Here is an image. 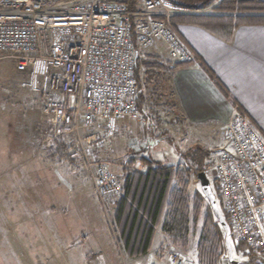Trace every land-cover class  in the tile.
Segmentation results:
<instances>
[{
  "label": "built area",
  "instance_id": "obj_1",
  "mask_svg": "<svg viewBox=\"0 0 264 264\" xmlns=\"http://www.w3.org/2000/svg\"><path fill=\"white\" fill-rule=\"evenodd\" d=\"M189 12L168 0H139L134 11L123 0H0V62H12L27 76V88L45 98L39 122L44 149L60 135H72L70 158L92 173L100 204L122 193L109 164L94 151L117 135L121 119L139 117L137 48L160 42L174 63H194L196 54L173 22ZM224 141L212 172L230 240L264 261V137L238 104ZM145 170L138 161L136 171ZM170 258L183 264L174 253Z\"/></svg>",
  "mask_w": 264,
  "mask_h": 264
},
{
  "label": "rangeland",
  "instance_id": "obj_2",
  "mask_svg": "<svg viewBox=\"0 0 264 264\" xmlns=\"http://www.w3.org/2000/svg\"><path fill=\"white\" fill-rule=\"evenodd\" d=\"M211 9L185 14H210ZM148 50L139 53L145 55ZM146 69L142 68L139 75L145 100L143 113L138 110L137 120L119 122H126V127H119L113 139L94 151L97 159L109 164L122 187L124 172H137V162H143L142 158L176 166L181 159L178 151L184 148L178 137L180 125L174 122L175 117L160 94L156 75L162 71L157 67ZM150 70L154 76L147 80L145 71ZM26 80L27 76L16 72L12 62H0V264H171L172 253L183 264H199L197 234L192 235L185 248H173L164 240L152 256L129 258L124 254L114 221L116 202L122 193L100 204L92 173L83 163H59L46 158L47 150L39 137L45 98L31 92ZM64 138L70 145L72 135ZM148 139L157 141V145H149L152 143ZM219 142L223 144L213 149L205 161L214 195L212 166L225 147L224 134ZM195 174L189 170V195L199 193L205 211L209 204L199 182H194ZM216 202L219 211L223 210L220 198ZM231 248L234 261L254 264L236 244L231 243ZM219 264H229L226 252Z\"/></svg>",
  "mask_w": 264,
  "mask_h": 264
},
{
  "label": "trees",
  "instance_id": "obj_3",
  "mask_svg": "<svg viewBox=\"0 0 264 264\" xmlns=\"http://www.w3.org/2000/svg\"><path fill=\"white\" fill-rule=\"evenodd\" d=\"M175 6L188 11L211 8L210 14L176 15L173 22H180L202 27L214 36L230 40L235 30L241 26H264V0H168ZM127 9L134 11L139 0H123ZM132 37L135 42L134 25ZM168 66L170 62L167 63ZM185 63L172 64L174 70ZM163 65L149 58H136L135 76L140 83L142 68ZM146 71L147 80L154 76ZM142 88H139L137 109L142 114L144 105ZM70 126V125H67ZM62 126L61 131L65 127ZM71 144L67 145L64 135H60L47 150L46 158L50 161L67 162L71 160ZM180 162L176 166L166 165L160 161L146 159L145 173L128 172L123 174L122 195L116 202L114 221L116 230L126 255L137 258L147 254L151 248L156 228L173 248H185L193 234H197L196 254L199 264H219L226 252L224 244L225 231L222 229L211 209L203 210V198L199 193L189 195V170L199 173L207 168L205 161L210 152L201 147H192L186 151H178ZM132 163V161H130ZM219 202V195L215 191ZM221 205V204H220ZM220 207V206H219ZM221 209V208H220ZM224 220L228 222L226 212L220 210ZM201 219V225L198 223ZM199 228V229H198ZM198 229V230H197ZM231 243H233L231 241ZM236 248L249 256L254 264H264L245 251L242 244ZM133 250H136L134 253ZM237 264H246L239 263Z\"/></svg>",
  "mask_w": 264,
  "mask_h": 264
},
{
  "label": "crops",
  "instance_id": "obj_4",
  "mask_svg": "<svg viewBox=\"0 0 264 264\" xmlns=\"http://www.w3.org/2000/svg\"><path fill=\"white\" fill-rule=\"evenodd\" d=\"M174 24L182 41L196 54L194 63L169 70L175 63L167 59L168 51L160 42L148 48L145 55L137 48L136 58L164 65L156 77L164 104L180 125L178 137L183 151L201 147L212 153L218 148L234 104L264 137V26H241L230 40H223L202 27L179 20ZM119 127L125 128L126 122ZM149 145L155 146L157 141ZM142 160L145 162V158ZM164 240L157 227L149 252L138 258L152 256Z\"/></svg>",
  "mask_w": 264,
  "mask_h": 264
},
{
  "label": "water",
  "instance_id": "obj_5",
  "mask_svg": "<svg viewBox=\"0 0 264 264\" xmlns=\"http://www.w3.org/2000/svg\"><path fill=\"white\" fill-rule=\"evenodd\" d=\"M197 180L199 182V187L201 190L202 195L205 197V199L208 201V204L210 206V209L214 215V217L217 219L218 223L222 227V229L225 231V238H224V244L226 247V254L229 261V264H237L236 261L233 260L232 257V248H231V230L228 225V222L224 220L222 217L219 208L217 206L216 197L211 189L210 181L207 177V174L205 171L197 173Z\"/></svg>",
  "mask_w": 264,
  "mask_h": 264
}]
</instances>
